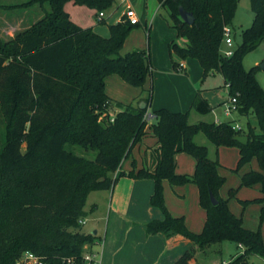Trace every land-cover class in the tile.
Instances as JSON below:
<instances>
[{"label": "trees", "instance_id": "obj_1", "mask_svg": "<svg viewBox=\"0 0 264 264\" xmlns=\"http://www.w3.org/2000/svg\"><path fill=\"white\" fill-rule=\"evenodd\" d=\"M70 2L96 13L114 4L113 0H36L28 6L48 3L50 11L13 40L0 43V264H16L24 253L35 255L41 264H85V247L97 241L95 235L83 233L79 223L86 217L87 197L111 190L125 176L154 182L150 205L163 218L147 223L146 235L191 244L174 264H189L197 252L225 242L240 246L241 252L217 264H250L253 256L264 259L261 230H246L241 218L231 213L227 200L219 196L225 180L218 174V160H211L207 148L194 142L202 134L216 148H237L235 172L255 159L259 171L243 175L241 186L259 184L263 197L240 203L243 207L264 203V90L256 79L258 67H243L244 58L264 40V0H250L252 24L230 57L222 55L223 33L232 25L238 0H158L176 37L184 41L168 45L170 56L196 60L203 80L219 73L229 96L238 95L239 116L254 119L256 126L249 121L243 131L235 129L234 122L189 124L187 112L156 110L150 125L156 146L145 151L141 169L133 161L127 174L121 165L145 135L147 108L110 99L104 80L115 75L133 88H143L151 73L150 55L143 50L121 54L138 27L125 16L108 26L109 37L104 38L71 21L64 11ZM180 9L193 15L191 26L180 19ZM173 67L182 70L176 62ZM146 102L148 106L149 99ZM191 109L200 115L212 111L201 91ZM237 136L247 137V144L235 141ZM67 145L94 153V158L78 156ZM178 154L195 160L192 175L176 174ZM163 181L197 187L206 213L200 233L190 232L182 217L171 216L164 204ZM234 197L232 190L229 198ZM215 252L221 255V249Z\"/></svg>", "mask_w": 264, "mask_h": 264}, {"label": "crops", "instance_id": "obj_2", "mask_svg": "<svg viewBox=\"0 0 264 264\" xmlns=\"http://www.w3.org/2000/svg\"><path fill=\"white\" fill-rule=\"evenodd\" d=\"M34 1L36 0H27L20 4L16 3L15 5L20 6L27 3H34ZM129 2L130 0L124 3L115 1L114 12L122 7V5H125L127 8L131 7L138 15L136 9H134ZM31 5L33 6L22 9L21 14L18 15L24 17L26 21V23L23 22L24 26L19 20H15V23L13 22L15 32L29 28L32 24L43 18V16L38 14L34 9L36 5H41H39V3ZM44 6L45 10H50L48 3H44ZM157 6L158 9L161 8L159 2ZM86 8L85 6H76L70 2L64 6V11L76 25L82 28L89 27L95 33L107 38V34L100 32V27H98L99 24L107 23L106 15L105 19L101 22L96 21V23L87 24L88 19L85 20V22H80L82 21L81 14L87 12L85 10H88L89 16H93V18L97 17L95 11ZM121 18L122 14L116 19L114 24L118 23ZM138 25L141 26L140 22ZM143 28L145 31L147 30L146 22L143 24ZM172 38L173 37H170L169 41H171ZM129 40L130 37L126 39L123 45L121 51L122 55L130 53V51L135 48L132 43H129ZM181 41L183 44L184 41ZM149 47L150 46L147 48L148 51ZM149 55L151 54L149 53ZM151 59V73L143 88H133L124 83L118 76L112 75L104 80L105 94L107 97L124 105H132L138 108L139 105L144 103L148 115H151L153 111L158 109H167L174 113H183L188 108H191L197 89L201 87L202 97L212 107L210 113L213 114L212 116H214V118H212V120H210L212 122L209 123L220 124L224 122H234L241 130H245L241 127L237 119L231 118V115L237 113V111L229 115H226L225 111H223L225 118L215 114L218 106L221 107L223 103L224 106L229 101L228 99L223 102V100L218 97L220 91L228 92L225 82L219 73L211 74L203 80L202 69L196 60H180L176 57H171L167 51L165 55L161 53L156 59ZM173 62L178 63L182 68V70L177 71V74L172 71L171 63L173 65ZM152 89L153 95L149 97ZM121 91L127 92L128 98L125 99ZM147 99H149L148 106L146 102ZM216 105L218 106L215 107ZM202 119L199 121L202 122ZM249 121L253 127L256 126V121L254 119H247V123ZM251 121H254L253 124ZM152 122L153 117L151 116L141 142L134 147L131 156L123 161L121 171L124 173L127 174L131 171V164L133 161L137 169H141L144 165L145 151L156 146L157 139L153 136L150 129ZM202 136L203 137H200V134L196 135L194 137V142L199 146H205L209 157L210 151H213V149L208 139L204 135ZM215 154L220 165L218 174L225 180L224 185L219 190V196L227 200L229 210L233 215L241 218L243 227L246 230L255 231L248 226L250 224V219L243 211L248 205L243 207L240 202L252 201L263 197L261 185L259 184L248 188L253 190L251 195L247 192V188H242L241 186V178L243 175L252 171H259L257 161L253 159L234 175L231 173V170L236 169L239 160V150L234 147H215ZM194 170L195 160L191 156L178 154L175 157L176 174L192 175ZM232 190L235 191V197L230 199L229 192ZM153 191L154 182L152 180H134L126 176L119 178L111 190L102 191L103 193H101L98 199L92 200L94 202L91 204L90 214L83 219V233H96L95 236L97 237L95 245L92 247H85V252L99 259L100 264H174L180 256L191 247V244L188 241L178 238L167 241L162 235H146L145 225L150 221L161 220L163 218L161 211L150 205V198ZM244 192L246 193L244 194ZM163 197L165 207L171 216L182 217L185 226L192 233L198 234L202 231L206 220V213L199 204V193L195 185L170 186L167 181H163ZM257 205L261 207V210L264 207V203H258ZM100 207H104V210L102 211ZM258 213L259 210H257L255 214L256 217H258ZM103 218L106 219V224L104 228L100 230L99 222L102 221ZM90 223H92L91 226H89ZM223 246L224 245H222L221 253L223 252ZM236 248L237 250H241L240 246L236 245ZM196 259L197 258L190 261L189 264H196ZM217 261L218 260H213L212 264H217Z\"/></svg>", "mask_w": 264, "mask_h": 264}, {"label": "rangeland", "instance_id": "obj_3", "mask_svg": "<svg viewBox=\"0 0 264 264\" xmlns=\"http://www.w3.org/2000/svg\"><path fill=\"white\" fill-rule=\"evenodd\" d=\"M25 1L27 0H0V43L9 42L13 40L17 34L26 30L24 29V30L15 32L14 26H13L15 23L14 22L15 20H19L20 22H22V25H23V22L26 23L24 17L22 15L21 16H18V15L21 14L22 9L29 8L27 4H30V3L20 5V6L15 5L16 3L20 4ZM129 3H131L133 8L136 9V11L138 12L137 17L141 24V26L138 25L137 28L133 29L132 32L128 36V38L130 37L129 43H132V45L135 46V48L132 51L143 50V51L149 52L152 55V57L150 55V62H151L152 61L151 58L156 59V57L159 54L161 55V53L162 55H165L167 51V53L169 54L167 49H168V45L171 42H175L178 45H182V41L176 37V32L170 27L171 22H170V18L168 16L167 10L164 8L158 9V6H157L158 0H130ZM30 6L32 7L33 5H30ZM41 7H42V10H41ZM44 7H45L44 4L42 6L36 5L34 9L35 11H37L38 14H40L41 16H44L46 12L50 11L49 9L45 10ZM114 9H115V5L113 4L110 8H108L107 10L103 12L106 15L107 23L99 24L98 26L100 27L99 31L106 33L107 37L109 35L108 26L113 25L116 19L121 16V14L122 16H124L127 10V6L122 5V7H120L115 12H114ZM85 11H87L85 12V14L83 13L81 14L82 21L80 22H85V20L88 19L87 24L93 23V22L96 23L97 17L93 18V16H89L88 10H85ZM252 21H253V14L250 10V0H238L237 9H236L235 16H234V19L231 25V28L233 30V33L231 35V39H232L231 50H234L238 45L241 44L242 32L251 26ZM145 22L147 23L146 31L143 28V24ZM170 37H173L171 41H169ZM148 46H150L149 51L147 49ZM227 49L228 48L225 45L222 46V52H225ZM263 66H264V40L260 43V45L258 46L256 50L248 54L243 60V67L245 70H249L252 67H258L256 70V79L258 83L260 84L261 88L264 90V68H262ZM171 68H172L173 73L177 74V71H175L172 63H171ZM197 91H201V87H199ZM121 92L125 99L128 98L127 92L125 91H121ZM152 95H153V89L151 91V95L149 94V97ZM218 97L219 99H222L223 102L227 101L230 98L228 92H221V91L220 93H218ZM223 104L221 107L218 105L215 106V107L218 106L215 114L221 115L223 116L222 118H225L223 111L225 110L226 105L223 106ZM186 112L189 114V119H188L189 124H196L197 122H200L199 120H201L202 118H203L202 122L209 123V122H212L210 120L214 118V116H212L213 115L212 113H209L206 115H200L191 108H188L183 113H186ZM104 116L102 115V117ZM231 118L237 119L241 127L246 130L247 128L246 118H241L237 113H233L231 115ZM110 121H113V117H111ZM251 122L253 124L254 121H251ZM148 123L149 121H147V124ZM200 137H203V136L200 134ZM211 147L213 151L212 150L210 151L209 158L211 160H215L216 159L215 147L212 144H211ZM66 148L78 156H81L87 159L94 158V153L86 152L80 147L67 145ZM231 173L234 175L237 174V172H235V169L231 170ZM242 188L248 189L249 187H242ZM247 192L251 195L253 193V190L248 189ZM101 193L103 192L102 191L91 192L88 195L86 204H85V209H84L86 216L90 214L91 204L94 202L92 200L98 199ZM245 193L246 192H244V194ZM257 204L258 203L249 204L243 211H244V214H246L247 217L250 219V224L248 226L251 227L255 231L260 229L262 233V237L264 239V218L261 221V211L262 210H261V207L258 206ZM255 209H256V212L257 210H259L258 217H256L255 215L256 214ZM101 210L103 211L104 207H102ZM105 224H106V219L103 218L102 221L99 222L100 230L104 228ZM91 225L92 223H90L89 226ZM222 245H224L223 252L221 253V255H219L215 251L217 249L222 250ZM222 245L211 247V249L206 251L205 253L197 252L196 264H212L213 260H222V261L228 262L233 257H235L238 253L241 252L240 249L237 250L236 245L234 243L225 242ZM250 264H264V259L257 257V256H253L250 259Z\"/></svg>", "mask_w": 264, "mask_h": 264}, {"label": "built area", "instance_id": "obj_4", "mask_svg": "<svg viewBox=\"0 0 264 264\" xmlns=\"http://www.w3.org/2000/svg\"><path fill=\"white\" fill-rule=\"evenodd\" d=\"M119 1L120 3H124L127 0H114ZM126 20L129 22L130 25H138L139 20L137 17L136 12L131 8L128 7L125 14H124ZM105 19V14L103 12H100L97 14V21L101 22ZM233 33V30L231 27H225L224 33H223V45H225L228 49L225 52H222V55L224 57H230L233 54V50H231L232 47V39L231 35ZM228 89V86H226ZM237 94L235 96L230 97L228 103L225 106V114L229 115L233 113L234 111H237ZM145 119L149 121L151 119V115H146ZM235 129L240 130V128L236 125ZM79 223L82 225L83 220L79 221ZM84 263L85 264H100L99 259H97L95 256L90 255L86 253L84 255ZM16 264H41V261L38 257L31 253H24L22 257L16 262Z\"/></svg>", "mask_w": 264, "mask_h": 264}, {"label": "water", "instance_id": "obj_5", "mask_svg": "<svg viewBox=\"0 0 264 264\" xmlns=\"http://www.w3.org/2000/svg\"><path fill=\"white\" fill-rule=\"evenodd\" d=\"M179 17L184 23H186L189 26H191L194 23L193 15L185 12L183 9L179 10ZM262 68H264V66ZM139 109L141 110L145 109V104L143 103L142 105H139ZM234 140L237 141L241 145H246L248 142V139L245 136H237L234 138ZM210 201L213 205L217 204V201L215 200V198L213 197L211 193H210ZM95 234L96 233H93V235Z\"/></svg>", "mask_w": 264, "mask_h": 264}]
</instances>
